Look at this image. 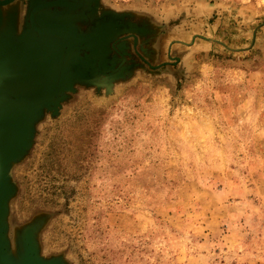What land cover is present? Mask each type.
Here are the masks:
<instances>
[{
  "label": "rangeland",
  "instance_id": "rangeland-1",
  "mask_svg": "<svg viewBox=\"0 0 264 264\" xmlns=\"http://www.w3.org/2000/svg\"><path fill=\"white\" fill-rule=\"evenodd\" d=\"M132 6L35 121L9 239L31 227L63 264H264V0Z\"/></svg>",
  "mask_w": 264,
  "mask_h": 264
},
{
  "label": "crops",
  "instance_id": "crops-1",
  "mask_svg": "<svg viewBox=\"0 0 264 264\" xmlns=\"http://www.w3.org/2000/svg\"><path fill=\"white\" fill-rule=\"evenodd\" d=\"M47 1L50 0H11L0 5V57L11 60L8 70L4 73L7 76L15 75L20 81L37 86L41 89L38 95L47 94L58 85L69 47L66 38L58 34L38 32L31 25L32 10ZM133 1L84 0L81 7L56 5L39 11L35 16L40 27L58 28L71 36L76 43L83 45L88 43L91 37L105 35L107 31L112 35L121 36L120 30L129 29L128 22L132 20L131 13L134 10ZM107 12L118 14L121 18L109 16L102 19ZM120 23L123 25H119ZM114 46H111V52H119ZM98 52L103 53V56L99 57L102 61L108 50L104 46L102 52L99 46ZM91 57L86 51H77L70 67L73 68L75 63L78 72L89 69L95 62Z\"/></svg>",
  "mask_w": 264,
  "mask_h": 264
},
{
  "label": "water",
  "instance_id": "water-1",
  "mask_svg": "<svg viewBox=\"0 0 264 264\" xmlns=\"http://www.w3.org/2000/svg\"><path fill=\"white\" fill-rule=\"evenodd\" d=\"M10 1H0V5ZM53 4L50 2L44 6L34 8L31 12V23L33 28L39 32L58 34L69 42L61 80L55 92L42 96H29L30 94L40 93L41 89L20 81L15 75L7 76L4 72L11 60L0 57V264H63L60 258L48 257V255L43 254L42 248L35 237V231L31 227H14V237L13 239L10 238L11 240L9 239L10 202L16 193L12 169L31 149L35 133L34 124L41 116L43 109L45 107L51 108L53 104L57 106L59 96L56 95L63 89L74 53L83 50L91 55L96 54L102 57L103 53L98 52L99 46L103 52L104 46L107 48L109 39L116 36L107 31L105 35L91 37L88 43L82 45L76 43L71 36L64 32L39 28L35 22L36 12ZM61 4L71 7L80 6V4L69 2H61ZM109 16L121 18L118 14L107 12L102 19ZM119 25L122 26L123 24L120 23ZM120 31L125 36L128 35L127 32L130 29L125 28Z\"/></svg>",
  "mask_w": 264,
  "mask_h": 264
},
{
  "label": "flooded vegetation",
  "instance_id": "flooded-vegetation-1",
  "mask_svg": "<svg viewBox=\"0 0 264 264\" xmlns=\"http://www.w3.org/2000/svg\"><path fill=\"white\" fill-rule=\"evenodd\" d=\"M50 2H52V3H54L53 5H48V6H45V7H43V8H41V9H39L36 13H38L39 11H41V10H43V9H48L49 7H52V6H56V5H64V6H67V5H65V4H61V2H69V1H66V0H50V1H47V2H44V3H42V4H39V5H37L36 7H38V6H44L45 4H47V3H50ZM84 2V0L82 1V0H79V2H76L75 4H80V6H76V7H81ZM70 3H72V2H70ZM35 7V8H36ZM69 7H71V6H69ZM109 18H112L111 16L109 17ZM35 22H36V24H37V21H36V16H35ZM31 25H32V23H31ZM37 26L39 27V28H41V29H45V28H42V27H40L38 24H37ZM33 27V26H32ZM35 29V28H34ZM36 30V29H35ZM52 30H56V31H58V32H64V31H62V30H60V29H58V28H52ZM36 31H38V30H36ZM39 32V31H38ZM65 33V32H64ZM99 61H100V58H99ZM100 62H102V61H100ZM99 62V63H100ZM70 66H71V64H70ZM74 67L73 68H69V71L67 72V75H66V77H65V83H64V86H63V89H62V91L58 94V95H56V96H65L66 95V93H67V91L69 92V90H70V88H71V85L72 84H74V78H73V75L74 74H77L78 73V71L76 70V67H75V63H74V65H73ZM84 70H86V69H84ZM83 71V70H82ZM82 71H79V72H82ZM61 76H62V72H61V75H60V77H59V81H58V84H59V82H60V80H61ZM58 86V85H57ZM57 86H56V88L54 89V90H51V92H49V93H53V92H55V90L57 89ZM49 93H47V94H49ZM39 93H37L36 95L37 96H42V95H38Z\"/></svg>",
  "mask_w": 264,
  "mask_h": 264
}]
</instances>
